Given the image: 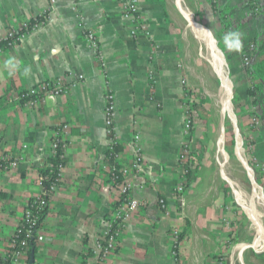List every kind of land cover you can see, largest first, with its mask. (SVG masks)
I'll list each match as a JSON object with an SVG mask.
<instances>
[{
    "label": "crops",
    "instance_id": "0c3cea01",
    "mask_svg": "<svg viewBox=\"0 0 264 264\" xmlns=\"http://www.w3.org/2000/svg\"><path fill=\"white\" fill-rule=\"evenodd\" d=\"M121 1L0 0V264L25 202L40 192L36 183L48 159L53 132L61 126L68 131L66 166L36 231L31 264H84L96 240L108 232L118 189L103 169L109 163L103 115L106 88L115 101L113 132L120 164L130 163L132 136L141 138L143 169L131 195L144 206L124 225L116 250L103 264H264V238L258 223L257 237L251 240L261 247L247 251L250 244L240 239L242 231H235L238 221H232L231 209L223 222L225 213L217 210V218H211L207 205L191 203L188 164L183 167L178 159L190 93L181 87L185 76L176 22L184 18L178 0H137L146 33L135 36L131 35L133 23L122 18ZM181 3L219 42L218 53L228 69L229 88L234 90L248 140L246 148L250 159L264 168V0ZM76 15L95 32L103 67L84 41ZM39 16L44 25L6 45L3 39L11 28ZM229 31L243 34L240 51L225 48L223 37ZM251 45V61L245 67L242 57ZM9 59L15 62L14 70L6 66ZM249 68L254 70L251 76ZM52 79L62 80L68 92L47 100L41 108L22 105L21 92ZM252 85L259 89L249 98L247 90ZM251 115L257 117L255 130L249 128ZM193 141L192 135L190 149ZM184 180L186 194H175ZM261 187L264 196V178ZM160 200L169 210H162ZM200 210L202 216L197 213ZM186 223L188 229L174 259L172 232L180 234ZM229 239H235L236 245H230ZM182 242L188 243L190 252ZM198 244L206 245L211 254L219 253L193 256L192 247Z\"/></svg>",
    "mask_w": 264,
    "mask_h": 264
},
{
    "label": "rangeland",
    "instance_id": "374dc122",
    "mask_svg": "<svg viewBox=\"0 0 264 264\" xmlns=\"http://www.w3.org/2000/svg\"><path fill=\"white\" fill-rule=\"evenodd\" d=\"M179 2L180 0H178L180 11L184 15L181 12L180 14L185 20L179 17L176 22V32L181 42L180 60L185 76L181 87L189 89L190 93L186 103V110L189 113V118L194 123L191 133L194 143L191 147L192 156H190L188 161L189 181L187 180V186L193 190L191 203L194 204L196 202L200 206L207 205L208 209L206 212L210 213L211 218H217L215 213L217 210H219L218 214L222 213L223 215L225 213L221 218L223 222L227 221L228 213L232 210L231 212L235 213L231 215L234 218L232 221H238L235 231H242L240 239L246 240L250 244L251 248H247V251L258 250L261 244L252 243L251 239L252 236L257 237V223L259 225V235L264 238L263 230L261 232L260 228L261 225L264 229V196L261 187L264 178L263 171L255 169L251 163L250 153L246 148L248 140L246 141L245 139V130L238 118V110L240 109H237L238 104L234 96V90L229 88L231 83L230 75L227 73L228 69L225 63L219 60L220 55L216 44L206 32L213 50V58L222 67L226 68L225 73L222 71L223 68L221 66L213 69L205 61L206 48L204 49L203 45L197 42L189 33L187 28L189 20L180 7ZM210 3H212V0H210ZM200 17L201 14H198V19ZM197 25L204 30L199 24ZM222 87L225 89L227 98L223 115L221 114ZM227 130H229L228 135ZM220 131H222V147L226 157L218 152L217 140ZM220 170L236 184L237 190L244 195V200L248 205L251 200L254 201L252 205H255L254 209L260 222L253 213L240 207L232 187L220 175ZM186 190L187 188L184 189L180 196L185 195ZM224 200H226V203ZM197 213L200 216L203 215L202 210L197 211ZM229 241L231 242L230 245L233 246L237 243L235 239H229ZM187 244L184 242L181 246L187 247L188 252H190V246ZM218 253L216 251L211 254L208 247L202 244L192 247L193 256H216Z\"/></svg>",
    "mask_w": 264,
    "mask_h": 264
},
{
    "label": "built area",
    "instance_id": "2783aa9c",
    "mask_svg": "<svg viewBox=\"0 0 264 264\" xmlns=\"http://www.w3.org/2000/svg\"><path fill=\"white\" fill-rule=\"evenodd\" d=\"M94 2H101L103 0H93ZM121 15L124 20H128L133 23L134 28L131 31V35L135 36L139 32L146 33V27L142 23L140 13L138 11L139 4L137 0H122L121 1ZM216 0H212V4H215ZM74 9V8H72ZM253 11H257L254 7ZM79 20V26L81 29L82 37L86 42L89 50L98 59L100 65L103 67L101 61L98 40L93 30L89 29L87 23L82 16L76 15ZM44 25L42 16H39L33 20L23 21L17 28H11L6 36L4 42L12 44L25 36H28L30 32H33ZM253 51V45L244 52L242 61L245 67H248L251 61V52ZM79 79L82 77L79 76ZM107 87V86H106ZM69 86L64 84L60 79H52L43 81L36 86H33L19 94L20 102L27 108H41L44 106L47 100L55 99L62 95H65ZM116 109L114 103V97L106 88L104 95V124L105 133L108 136L109 145L107 152V159L109 163L103 166L104 172L107 173L110 181L118 189V200L113 205L110 213L109 230L104 233L99 239L96 240L93 250L84 257V264H103L109 256L116 250L118 239L121 234V230L124 225L138 215L139 210L144 206L141 202L134 199L131 195L134 190V180L138 178L143 169V155L141 138L139 134H134L130 140L129 147L131 151V160L129 164H120L119 153L116 150L117 140L113 132V124ZM257 126V117L251 115L249 118V128L255 130ZM192 121L189 117L186 118L183 124V136L184 141L179 152V163L186 167L191 156V149L189 146V139L191 138ZM67 127L61 126L56 128L53 132L49 158L57 156L59 151V159L64 162L56 164L51 163L48 159L44 166V170L47 169V174H40L36 183L40 192L38 195L28 199L25 202L24 212L18 222L14 231V236L10 241L9 250L7 256L2 264H26L28 261L27 247L29 240L34 237L36 231L40 225L41 215L48 207L49 201L56 194L58 187L62 183L63 172L66 166V150L68 146L67 141ZM255 169L263 171L262 165H259L255 160H251ZM15 164H12L14 166ZM49 176L53 177V180H49ZM50 181L48 184H46ZM186 181H182L175 188V194L180 195L185 188ZM160 207L164 211L169 210L160 200ZM179 232H172V242L170 245L171 253L174 259L177 256V248L179 245Z\"/></svg>",
    "mask_w": 264,
    "mask_h": 264
},
{
    "label": "bare ground",
    "instance_id": "6f19581e",
    "mask_svg": "<svg viewBox=\"0 0 264 264\" xmlns=\"http://www.w3.org/2000/svg\"><path fill=\"white\" fill-rule=\"evenodd\" d=\"M180 7L182 8V10L185 13V16L188 18L189 22L187 25V28L189 30V33L192 35V37L199 42L201 45H203L204 49L206 50V57L204 58L205 61L210 65V67H212L213 69H215L217 66H221L217 60H215L213 58V50L211 49V45L209 43V39H208V35L207 33L202 30L200 27H198V25L196 24V22L193 20L191 13L189 12V10L187 11L184 6L181 3V0L179 2ZM215 45V44H214ZM222 71L225 73V67H222ZM222 99H221V114H224L225 111V107H226V102H227V98H226V94H225V89L224 87H222ZM229 97V95H228ZM220 106V104H219ZM221 115V116H222ZM223 139H222V131H220V134L218 136V140H217V147H218V152L223 155L224 157H226V153L223 150ZM218 155V154H217ZM222 157V156H221ZM222 159V158H221ZM220 164V163H219ZM222 167V165H221ZM223 170V169H222ZM220 170V175L226 180V182L232 187L234 194H235V198L238 202V204L240 205V207H243L247 210H249L251 213H253V215H255V217L257 218V220L259 221V218L257 216V213L254 209L255 205H252L254 203V201H250V204L248 205V203L244 200V195L239 192L236 188V184L231 181L225 174L223 171L225 170ZM226 173V172H225ZM238 186V185H237ZM239 188V187H238ZM260 222V221H259ZM261 224V223H260ZM261 238V237H260Z\"/></svg>",
    "mask_w": 264,
    "mask_h": 264
},
{
    "label": "trees",
    "instance_id": "16d2710c",
    "mask_svg": "<svg viewBox=\"0 0 264 264\" xmlns=\"http://www.w3.org/2000/svg\"><path fill=\"white\" fill-rule=\"evenodd\" d=\"M200 26H201V25H200ZM218 47H219V49H221L220 46H219V44H218ZM219 60L223 62L222 58H220V57H219ZM249 70H250V76L253 75L252 73H254V70L252 71L250 68H249ZM258 89H259V85H258V86H257V85H252V88H249V89L247 90V95H248V97H249V98H252V97L255 95V92L258 91ZM230 90H231V88H230ZM228 133H229V130H227V135H228ZM59 153H60V152L58 151V152H57V156H55V157H53V158H49L48 160H49L51 163H53V164H56V163H59V162H64V161H61V160L59 159ZM41 174L46 175V174H47V169H45V170L43 169V170L41 171ZM49 180H53V177H52V176H49ZM49 182H50V181H48L46 184H48ZM45 211H46V210H44L43 213H42V215L40 216V217H41L40 222H41V220H42V217H43ZM187 229H188V224L186 223V225L184 226V231L181 232L180 235H179V242L182 241V239H183V235L185 234V231H187ZM34 250H35V235H34V237H33L32 239L29 240V243H28V247H27V257H28V261H27L26 264H29V261H30V259H29L30 252H31V251H34ZM5 261L7 262V260H5Z\"/></svg>",
    "mask_w": 264,
    "mask_h": 264
},
{
    "label": "clouds",
    "instance_id": "9594fccd",
    "mask_svg": "<svg viewBox=\"0 0 264 264\" xmlns=\"http://www.w3.org/2000/svg\"><path fill=\"white\" fill-rule=\"evenodd\" d=\"M209 33L210 38L213 40L215 43H219L215 41V36L211 31L205 30ZM242 33L238 31H229L226 33L223 37V41L225 44V48L228 51H240L243 47V40H242ZM6 66L12 68L13 70L15 69V62L11 59L7 60ZM25 74H27V69H25Z\"/></svg>",
    "mask_w": 264,
    "mask_h": 264
},
{
    "label": "water",
    "instance_id": "95a60500",
    "mask_svg": "<svg viewBox=\"0 0 264 264\" xmlns=\"http://www.w3.org/2000/svg\"><path fill=\"white\" fill-rule=\"evenodd\" d=\"M216 44V43H215ZM216 47H217V44H216ZM217 49L219 50V48L217 47ZM220 52V51H219ZM32 255H33V252L31 251L30 252V255H29V258H31L32 257ZM29 264H31V260L29 261Z\"/></svg>",
    "mask_w": 264,
    "mask_h": 264
}]
</instances>
